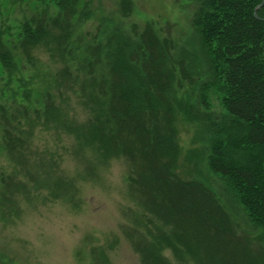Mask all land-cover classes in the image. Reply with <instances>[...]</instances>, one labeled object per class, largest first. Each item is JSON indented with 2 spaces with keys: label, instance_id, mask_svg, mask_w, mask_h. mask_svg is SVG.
Wrapping results in <instances>:
<instances>
[{
  "label": "trees",
  "instance_id": "16d2710c",
  "mask_svg": "<svg viewBox=\"0 0 264 264\" xmlns=\"http://www.w3.org/2000/svg\"><path fill=\"white\" fill-rule=\"evenodd\" d=\"M30 1L0 0V129L17 168L2 179L0 202L16 209L35 191L48 189L51 196L44 200H53L74 190V180L52 156L33 149L37 126L54 128L74 136L79 150L95 151L98 160L125 158L142 212L124 231L142 264H177L166 249L182 260L206 251L202 264H254L250 251L240 256L241 239L221 202L201 181L178 172L176 118L188 103L175 101L169 39L152 23L142 31L133 25L136 36L115 24L99 26L80 43L77 28L91 18L92 0H32L37 11L18 23L4 9ZM116 1L123 17L133 14V0ZM198 1L192 25L210 70L202 104L210 108L206 89L214 88L223 107L220 119L202 118L210 122L209 167L224 176L255 224L264 226V5L255 15L263 0ZM43 55L61 67L50 77L33 74L44 85L36 92L26 75ZM65 92L68 105L60 96ZM71 95L85 119L71 114ZM0 264L14 263L0 252Z\"/></svg>",
  "mask_w": 264,
  "mask_h": 264
},
{
  "label": "rangeland",
  "instance_id": "374dc122",
  "mask_svg": "<svg viewBox=\"0 0 264 264\" xmlns=\"http://www.w3.org/2000/svg\"><path fill=\"white\" fill-rule=\"evenodd\" d=\"M133 1V14L123 17L116 0H92L93 14L79 24L77 40L82 43L99 26L112 29L115 24H120L129 34L135 35L133 25L142 31L147 23H152L162 37L169 39L170 66L176 68L173 88L175 101L188 103L187 110L178 111L176 118L181 147L178 172L186 179L201 181L229 212L235 235L242 242L244 254L240 256H247L250 251L254 264H264V226L255 224L239 204L224 176L209 167L210 122L202 118L220 119L223 107L221 97L214 88L206 89L210 108L207 110L202 104L201 93H205L204 86L208 83L210 70L200 38L192 25L200 1ZM35 7L31 0L19 5L16 10L10 7L4 9L14 12L18 18L15 22L18 23L24 15L34 14L37 11ZM60 67L43 55L39 58L38 66L30 65L26 80L38 86L37 92L44 85L40 87L41 83L33 74L41 71L42 75L50 77ZM60 96L68 105L66 92ZM69 103L73 106V117L82 120L87 117L74 95H71ZM76 140L66 132L37 126L32 136L33 149L52 156L61 172L74 180L75 191L53 200H44L45 196H51L48 189L35 191L22 197L16 209L9 201L3 203L1 200L0 252L14 264H142L141 257L124 231L137 223L142 212L132 195L125 158L98 160L95 151L79 150ZM2 145L0 129L1 188L2 179L13 175L17 169ZM164 254L177 264H202L201 255L207 256L206 251H201L194 257L190 255L182 260L175 257L171 249H166Z\"/></svg>",
  "mask_w": 264,
  "mask_h": 264
},
{
  "label": "water",
  "instance_id": "95a60500",
  "mask_svg": "<svg viewBox=\"0 0 264 264\" xmlns=\"http://www.w3.org/2000/svg\"><path fill=\"white\" fill-rule=\"evenodd\" d=\"M264 5V0L263 2L256 8L255 10V15H257V11Z\"/></svg>",
  "mask_w": 264,
  "mask_h": 264
}]
</instances>
